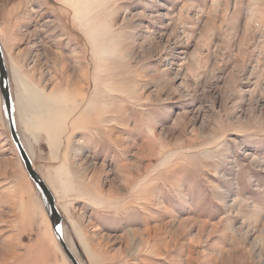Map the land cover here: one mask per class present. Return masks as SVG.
Listing matches in <instances>:
<instances>
[{"label":"rangeland","instance_id":"1","mask_svg":"<svg viewBox=\"0 0 264 264\" xmlns=\"http://www.w3.org/2000/svg\"><path fill=\"white\" fill-rule=\"evenodd\" d=\"M0 42L82 264H264V0H0ZM0 264H71L1 100Z\"/></svg>","mask_w":264,"mask_h":264},{"label":"water","instance_id":"2","mask_svg":"<svg viewBox=\"0 0 264 264\" xmlns=\"http://www.w3.org/2000/svg\"><path fill=\"white\" fill-rule=\"evenodd\" d=\"M0 100L2 114L8 125L11 138L18 150L20 158L27 170L30 179L41 195L48 217L51 221L56 240L71 264H82L75 252L69 247L65 235L64 225L69 222L62 215L57 199L51 188L47 185L39 171L36 169L19 130L16 115L15 96L11 76L7 65V58L0 42ZM83 254V253H82Z\"/></svg>","mask_w":264,"mask_h":264},{"label":"bare ground","instance_id":"3","mask_svg":"<svg viewBox=\"0 0 264 264\" xmlns=\"http://www.w3.org/2000/svg\"><path fill=\"white\" fill-rule=\"evenodd\" d=\"M3 46V45H2ZM3 50H4V48H3ZM5 52V51H4ZM5 56H6V54H5ZM7 65H8V63H7ZM9 68V67H8ZM14 72H16L15 70H14ZM12 85H13V83H12ZM37 169V168H36ZM27 171V170H26ZM28 173V172H27ZM40 173V172H39ZM29 175V174H28ZM44 179V178H43ZM46 182V181H45ZM49 185V184H48ZM50 186V185H49ZM40 194V193H39ZM43 201V200H42ZM62 213V212H61ZM63 215V214H62ZM65 226V225H64ZM53 228V227H52ZM76 229H77V226H76Z\"/></svg>","mask_w":264,"mask_h":264}]
</instances>
